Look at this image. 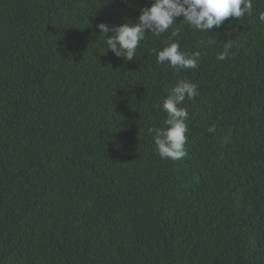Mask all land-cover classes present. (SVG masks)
I'll return each instance as SVG.
<instances>
[{"label":"trees","instance_id":"trees-1","mask_svg":"<svg viewBox=\"0 0 264 264\" xmlns=\"http://www.w3.org/2000/svg\"><path fill=\"white\" fill-rule=\"evenodd\" d=\"M151 2L0 0V264H264V0L107 51L96 25ZM171 42L198 67L157 63ZM180 79L187 155L161 159L147 129Z\"/></svg>","mask_w":264,"mask_h":264},{"label":"clouds","instance_id":"clouds-1","mask_svg":"<svg viewBox=\"0 0 264 264\" xmlns=\"http://www.w3.org/2000/svg\"><path fill=\"white\" fill-rule=\"evenodd\" d=\"M127 3V0H122ZM253 13V0H152L149 7L140 9L135 22L126 20L120 25L109 28L106 23L96 25L99 33L112 35L105 38L107 51L117 58L131 62L137 53V48L147 33L160 36L173 28L177 17L189 27L200 32H209L214 27L219 28L229 17L241 18ZM259 20L264 22V12L259 14ZM180 29L171 32V37L178 35ZM170 37V39H171ZM228 47L224 48L217 59L227 58ZM201 53L196 51L187 54L180 50L178 42H171L158 51L157 63L167 62L177 74L182 70L196 69ZM198 84L188 79H180L168 91L160 108L167 115L163 125L149 127L147 134L153 138L156 152L161 159L180 160L187 155L188 108L181 105L185 99L193 100L199 96ZM215 131L214 126L208 128Z\"/></svg>","mask_w":264,"mask_h":264}]
</instances>
